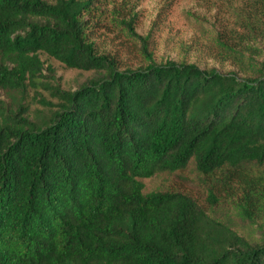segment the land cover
Instances as JSON below:
<instances>
[{
	"label": "trees",
	"instance_id": "1",
	"mask_svg": "<svg viewBox=\"0 0 264 264\" xmlns=\"http://www.w3.org/2000/svg\"><path fill=\"white\" fill-rule=\"evenodd\" d=\"M102 8L0 0V90L55 100L40 98L46 112L33 118L21 103L0 113V264H264V235L253 243L188 195L143 193L138 181L192 166L239 191L242 208L264 201L247 173L264 167V58L240 75L183 62L120 69L92 38ZM135 23H115L126 45ZM40 55L91 76L63 91L44 81L53 71Z\"/></svg>",
	"mask_w": 264,
	"mask_h": 264
},
{
	"label": "rangeland",
	"instance_id": "2",
	"mask_svg": "<svg viewBox=\"0 0 264 264\" xmlns=\"http://www.w3.org/2000/svg\"><path fill=\"white\" fill-rule=\"evenodd\" d=\"M103 16L94 26L92 38L98 55L113 57L120 69H143L153 63L183 62L199 69L240 75L241 65L264 58V8L248 0H101ZM136 17L138 39L124 44L115 23ZM131 41V39H130ZM46 82L58 83L63 91H74L89 72L66 68L57 60L40 55ZM55 102L44 89L26 87L23 93L0 90V113L21 103L33 118L46 112L41 100ZM25 115V114H24ZM258 187L264 185V167L249 172ZM143 193L176 191L188 195L218 225L228 227L257 243L264 235V201L242 208V199L231 185H214L189 166L182 172L139 178ZM239 188V187H238ZM215 192L214 201L208 192Z\"/></svg>",
	"mask_w": 264,
	"mask_h": 264
}]
</instances>
